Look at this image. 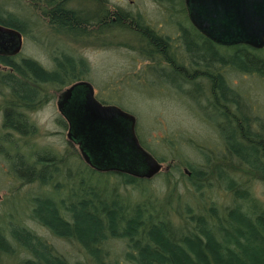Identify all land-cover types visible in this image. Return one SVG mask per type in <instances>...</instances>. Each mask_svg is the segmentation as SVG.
<instances>
[{"label": "rangeland", "instance_id": "1", "mask_svg": "<svg viewBox=\"0 0 264 264\" xmlns=\"http://www.w3.org/2000/svg\"><path fill=\"white\" fill-rule=\"evenodd\" d=\"M61 7L76 12L80 24L56 20L51 12ZM115 13L120 23L102 29V19ZM1 16L24 40L18 54L0 55V264L38 261L22 231L67 264H142L124 229L106 227L103 239L87 247L76 234L75 212L82 202H110L125 209L124 228L151 195L166 200L162 222L200 233L203 221L221 238V227H235L231 212L239 207L264 238V173L233 155L225 132L243 123L264 136V72L253 66L264 64V47L208 37L191 21L186 0H0ZM156 37L167 41L163 54ZM204 45L210 57L197 53ZM237 52L254 64L233 62ZM82 78L100 100L136 116L142 145L163 165L153 177L96 170L84 159L58 106L59 94ZM10 110L22 116L18 126L10 124ZM45 199L75 233L62 234L42 218Z\"/></svg>", "mask_w": 264, "mask_h": 264}, {"label": "trees", "instance_id": "2", "mask_svg": "<svg viewBox=\"0 0 264 264\" xmlns=\"http://www.w3.org/2000/svg\"><path fill=\"white\" fill-rule=\"evenodd\" d=\"M51 15L56 20L71 25L78 26L80 24L76 12L62 7L53 9ZM114 15V17L109 15L106 19H104L105 17L102 19V29L109 31L120 23L118 15L116 13ZM4 19L7 20H3L1 16L0 22L8 25L9 18ZM12 23L17 24V21L12 20ZM155 41L158 50L167 51L168 46H166L167 41L165 39L156 37ZM189 42L192 43V41ZM193 46L197 47L194 44L190 45V48ZM210 49V45H204L200 51L197 49V53L210 57L213 51ZM195 55L197 56V54ZM233 62L247 69L249 65L254 64L251 55L240 52H237ZM26 63L34 64L30 60H27ZM253 66H257V69L264 72L263 63H257ZM34 67L37 75L45 77L43 70H39L36 65ZM183 68L182 70H186L184 66ZM172 75L171 79L174 80L176 76L173 73ZM219 84L222 91L226 93V85L222 79L219 80ZM16 86H18L16 87L18 90L22 87L18 84ZM23 91L29 92L24 89ZM10 115H12L11 110ZM7 117L10 124L14 126H18L16 123L21 122L22 119V116L19 115L10 117L8 114ZM225 132L229 149L233 155L235 153L246 158L256 166L257 171L260 170L264 173V164L262 163L264 161L263 133L257 134L250 126L245 128L243 123L233 128L228 126ZM219 159L224 160L225 158L222 156ZM193 175L201 176L200 173H193ZM147 200L145 209L135 210L134 215L130 216L131 218L124 228H121V220L126 217L125 209L122 211L116 205L106 201L102 204L95 201L90 204L82 202L77 206L80 208L79 212H75L76 218H79L76 220L77 232L72 230L71 224L60 216L55 204L48 199L40 202L38 213L48 224L58 228L60 233L71 234L76 232L81 241L90 248L91 246L93 248L94 243L99 239H103L106 227L113 233H119L121 229H124L123 234L129 237L128 247L132 246L139 251V260L142 264H264V238L256 228L255 223L245 214H241L239 207L236 210L233 208L231 212L232 226L235 227L226 231L222 230L221 227V238H217L214 233L216 229L203 221L199 224L200 233L197 232L196 228V230L189 232L185 226L162 222V214H166L168 208L166 200L159 199L155 195L147 197ZM240 208L243 209L242 206ZM166 223L167 226H165ZM235 223H238L239 226L237 227ZM18 236L26 245H30L38 256V261L29 260L26 264H67L66 260L55 256L45 245L39 243L31 245L32 237L28 232L22 231ZM0 244L5 245V240L1 235ZM93 250L97 251L96 249ZM78 264L84 263L79 262Z\"/></svg>", "mask_w": 264, "mask_h": 264}, {"label": "water", "instance_id": "3", "mask_svg": "<svg viewBox=\"0 0 264 264\" xmlns=\"http://www.w3.org/2000/svg\"><path fill=\"white\" fill-rule=\"evenodd\" d=\"M195 26L221 44L264 47V0H186ZM23 33L0 23V55L18 54ZM69 124L68 136L96 170H120L151 178L163 165L141 143L136 116L117 104L104 103L87 80L72 83L58 96Z\"/></svg>", "mask_w": 264, "mask_h": 264}, {"label": "flooded vegetation", "instance_id": "4", "mask_svg": "<svg viewBox=\"0 0 264 264\" xmlns=\"http://www.w3.org/2000/svg\"><path fill=\"white\" fill-rule=\"evenodd\" d=\"M188 10V9H187ZM174 50V49H173ZM159 53H161V54H163V52L161 51V50H159L158 51ZM168 53H170V55H172V57L174 56V54L176 55V52H175V50L174 51H172V53H171V51H168ZM174 53V54H173ZM176 57V56H175ZM175 57H173V58H171L173 61L175 60ZM169 64H172V62H170ZM80 80H84V78H82V79H79V80H77V81H80ZM87 81H89V80H87ZM95 92H96V96H97V91H96V89H95ZM98 97V96H97ZM99 98V97H98ZM100 99V98H99ZM104 102V101H103ZM104 103H107V102H104ZM193 175V174H192Z\"/></svg>", "mask_w": 264, "mask_h": 264}]
</instances>
